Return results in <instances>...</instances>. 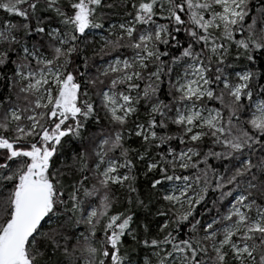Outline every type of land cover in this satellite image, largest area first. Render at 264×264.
<instances>
[{
    "label": "snow or ice",
    "instance_id": "1",
    "mask_svg": "<svg viewBox=\"0 0 264 264\" xmlns=\"http://www.w3.org/2000/svg\"><path fill=\"white\" fill-rule=\"evenodd\" d=\"M0 264H264V0H0Z\"/></svg>",
    "mask_w": 264,
    "mask_h": 264
}]
</instances>
